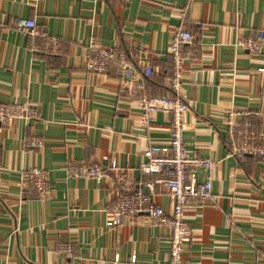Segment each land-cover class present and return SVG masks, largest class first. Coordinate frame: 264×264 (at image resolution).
<instances>
[{"label":"crops","instance_id":"obj_1","mask_svg":"<svg viewBox=\"0 0 264 264\" xmlns=\"http://www.w3.org/2000/svg\"><path fill=\"white\" fill-rule=\"evenodd\" d=\"M20 18L58 37V54L17 30ZM0 23V106H35L38 114L0 125V264H168L169 226L146 214L106 225L120 193L118 171L108 168L116 161L137 189L170 209L166 188L148 189L156 178L139 164L149 146L168 143L172 118L158 112L143 121L123 88L131 78L148 96L172 94L169 47L180 25L193 35L178 88L189 102L184 145L218 162L214 200L186 205L192 233L182 264H261L264 158L228 155L225 114L245 110L250 115H237V123L264 133V41L257 53L235 46L264 31V0H0ZM90 40L125 50L129 77L113 67L87 70ZM30 140L42 144H25ZM70 160L107 168L106 176L100 183L66 178ZM35 167L46 172L47 193L30 186L26 172ZM196 177L202 183L206 174L197 170ZM61 245L72 255L59 254Z\"/></svg>","mask_w":264,"mask_h":264},{"label":"built area","instance_id":"obj_2","mask_svg":"<svg viewBox=\"0 0 264 264\" xmlns=\"http://www.w3.org/2000/svg\"><path fill=\"white\" fill-rule=\"evenodd\" d=\"M181 13V12H180ZM31 38L35 45L46 49L49 54H58L61 48V40L50 36L45 31L38 29L34 20L19 19L15 26ZM0 28L5 29L0 23ZM264 41V31H260L256 38L247 37L237 40L235 46L247 50L249 53L260 51ZM193 43V35L181 25L175 30L169 47V54L173 62V72L170 78L171 95L148 96L144 92L142 83L128 79L124 85V91L132 96L130 105L140 110L142 120L147 121L155 113L161 112L172 118L169 140L166 145H151L143 151L144 162L139 164L143 174L154 176L156 180L148 182L146 187L153 189L155 183L162 184L167 190L170 209L165 211L157 206L150 194L136 188L135 182L129 178L123 169L118 167L116 161H112L110 169L117 170L116 182L120 193L117 194L107 209L106 225L114 227L125 219L134 218L139 214H146L155 225H166L170 228L168 240L169 251L166 255L168 264H182L186 245L191 240V229L185 219L184 211L189 201L200 205L214 200L211 192V182L218 162L201 158L190 154L185 148L183 131L187 127L186 114L189 110L188 98L178 92L181 85L186 56L183 48ZM86 68L95 73H103L109 67L115 68L120 74L128 75L131 68L130 57L117 46H106L95 40H90L86 48ZM153 73L151 66L143 68L145 77L150 78ZM239 114L250 115L245 110H230L225 114L226 133L230 143L228 155L243 159L247 155L264 158V133L254 135L250 130L248 121L238 124L236 116ZM35 106L25 107L20 103L0 106V125H11L17 118L27 119L36 117ZM40 147V140H30L25 144ZM203 170L206 179L199 183L196 171ZM66 178H86L96 183L106 176L107 168L97 164L78 163L70 160L63 168ZM30 186L39 194L47 193L50 184L46 172L41 168H30L26 172ZM59 254L71 256L68 246H59ZM135 258H132L134 261ZM118 261V256H115ZM261 264H264V256Z\"/></svg>","mask_w":264,"mask_h":264}]
</instances>
